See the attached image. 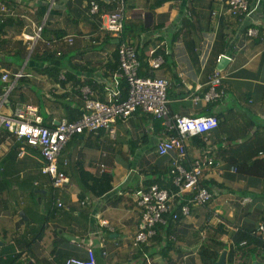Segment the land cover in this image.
<instances>
[{"label":"crops","instance_id":"0c3cea01","mask_svg":"<svg viewBox=\"0 0 264 264\" xmlns=\"http://www.w3.org/2000/svg\"><path fill=\"white\" fill-rule=\"evenodd\" d=\"M188 1L126 0L123 36L135 47L144 75L169 81L171 114L218 118L208 135L187 140L183 162L189 169L197 157L214 158L216 165L205 168L201 180L211 200L198 205L188 203L189 192L177 195L170 203L176 219L167 215L135 246L142 212L135 192L150 184L175 190L170 167L176 154L157 153V142L168 137L158 119L137 111L116 121L113 138L101 129L73 136L58 160L67 182L56 191L40 173L38 151L21 141L8 143L0 126V264H64L70 257L85 259L88 247L96 264H217L223 253L224 264H237L235 254L244 247L246 264H264V252L253 243L233 240L236 233L254 235L264 223V174L232 170L234 156L247 168L264 161V0H249L250 14L241 19L227 16L214 0L212 12L219 14L199 33L183 29ZM0 4V76L23 72L0 107L1 116L31 104L51 127L81 117L85 88L101 101L109 90L126 97L120 85H111L117 45L100 31L102 18L88 15L87 0ZM38 28L41 38L35 40ZM218 28L229 37L223 52L229 61L221 68L225 96L217 103H194L193 95H201L217 68L211 51ZM248 28L257 35L247 36ZM45 52L53 61L39 59ZM157 58L162 63L153 68L150 62ZM6 86L0 81L1 95ZM243 134L252 139L246 142ZM181 203L189 206L188 214L179 211Z\"/></svg>","mask_w":264,"mask_h":264},{"label":"built area","instance_id":"2783aa9c","mask_svg":"<svg viewBox=\"0 0 264 264\" xmlns=\"http://www.w3.org/2000/svg\"><path fill=\"white\" fill-rule=\"evenodd\" d=\"M88 15L102 18L100 31L107 33L108 37L115 41L119 57L118 70L111 76V85L118 87L122 80L127 84V95L121 98L119 91L107 92L106 100L94 97L88 88L83 89V113L75 121L61 119L54 122L53 126L43 124L37 107L31 104H23L15 107L10 115H0V126L7 133L8 143L12 140L24 141L26 145L35 148L43 160L40 173L50 179L54 191L63 187L67 178L58 168V160L66 143L75 135L104 130L110 137H114V125L116 121L127 119L137 111L151 115L160 121L163 130L168 134L165 139L156 144L157 153L160 156L169 152H175L176 158L172 161L170 173L175 187L174 192L151 185L135 193L136 204L142 209L138 231L134 236L133 245L146 242L154 234V226L164 222V215L171 211V201L177 195L189 192L192 197L188 203L198 205L207 204L212 195L202 185V177L205 168L216 165L213 157L205 154L197 157L189 163V169L183 165L187 158L186 142L193 137H202L218 127V118L214 115H202L197 117H185L171 114L168 109L167 89L169 81L166 79L143 77L138 75L141 62L135 47L124 38V21L126 19V0H87ZM224 5L225 13L232 18H247L250 14L249 0H218ZM1 7L3 5L0 4ZM102 7L104 8L102 11ZM216 11L212 16H217ZM42 29L38 28L34 39L41 38ZM247 36H256L254 28H248ZM71 42V38L67 39ZM229 58L227 54L218 55L217 65ZM162 63L161 58L151 60L153 68H158ZM221 69L216 68L209 76L206 87L201 95L194 94L192 101L197 103L202 100L206 103L221 101L225 96V85ZM23 77V72L13 74L4 72L0 76L2 83H9L3 94H0V107L7 102V95L14 84ZM183 87L187 88L182 81ZM198 86L195 91H198ZM0 146V151H1ZM218 165V163H217ZM236 171V168H232ZM56 209L62 204L55 203ZM183 214L189 213V206H181ZM176 219L177 215L172 216ZM102 226H107L106 221H101ZM257 232L264 239V223L258 226ZM104 254V252H103ZM65 264H96L93 250L86 248V258L72 257Z\"/></svg>","mask_w":264,"mask_h":264},{"label":"trees","instance_id":"16d2710c","mask_svg":"<svg viewBox=\"0 0 264 264\" xmlns=\"http://www.w3.org/2000/svg\"><path fill=\"white\" fill-rule=\"evenodd\" d=\"M213 5H214V0H189L187 2V6H186V11L189 14V18L184 19L183 29L190 27L193 31H195V33H199L200 31H204V30L209 29V26L211 24V12L213 9ZM228 40H229V37L227 35H225L223 33V31H221V29L218 28L216 37L214 39L212 51H211V56H212V59L214 60L215 66L217 64L216 63L217 57H218V55H220L224 52L226 46L229 43ZM116 52H117V49H116ZM117 57H118V53H117ZM46 58H47V60H49V62H51V61H53L54 56L52 55V53H47V52L42 53L39 56L40 60H43ZM138 58H139V56H138ZM118 63H119V57H118ZM143 69H144V65H141L140 69L138 71V75L143 76V77L148 76V75L143 74ZM120 86L122 87V90H126V92H127L128 87H127V84L124 80L121 81ZM123 95H124V92H123L122 96H120V97L123 98L124 97ZM217 102H219V101H217ZM205 135H207V134H205ZM205 135H203V136H205ZM242 136H244V138L247 137V135H245V134H243ZM249 139H252V137L251 138L247 137V139L245 141L247 142ZM21 142H23L25 144L24 141H21ZM18 146H19L18 142L15 143L12 146L11 151L12 152L15 151ZM232 162H234V164H237V166L234 165V167L236 168V171L244 172V173H255V174H258L261 176L264 174V161L256 162L255 165L251 168L246 167V162L244 161V159L241 161L236 160L235 156L233 157ZM151 185L152 184L148 185L147 187H149ZM140 190H142V189H140ZM191 197H192V195H191ZM182 205H184V204L181 203V205L179 207V211H180ZM141 211H142V209H141ZM175 213H172V210H171L169 213L164 215V218L170 214H172V216H173V214H175ZM233 240L237 245L238 244H245V243L246 244L253 243L256 246L255 248L257 250H259V251L261 250L262 253L264 252V239L257 232V230L255 231L254 235L253 234L250 235V233H249V234H243L241 236L240 233H238V234L236 233L235 236L233 237ZM244 249H245V247L239 248V251H240L239 254L240 255L235 254V256H236V259H234L235 263L246 264V259H247L248 253L243 257L242 253H243ZM70 258H72V257H70ZM70 258H68V259H70ZM66 260L64 261V264L66 263Z\"/></svg>","mask_w":264,"mask_h":264},{"label":"water","instance_id":"95a60500","mask_svg":"<svg viewBox=\"0 0 264 264\" xmlns=\"http://www.w3.org/2000/svg\"><path fill=\"white\" fill-rule=\"evenodd\" d=\"M227 63V61L225 59H223L218 65L217 68L221 69L223 66H225ZM225 253H223L220 257V259L217 261V264H224V260H225Z\"/></svg>","mask_w":264,"mask_h":264},{"label":"rangeland","instance_id":"374dc122","mask_svg":"<svg viewBox=\"0 0 264 264\" xmlns=\"http://www.w3.org/2000/svg\"><path fill=\"white\" fill-rule=\"evenodd\" d=\"M40 41H37V43H39ZM32 44V43H31ZM29 51H30V48H29V50L27 51L28 53H29Z\"/></svg>","mask_w":264,"mask_h":264}]
</instances>
